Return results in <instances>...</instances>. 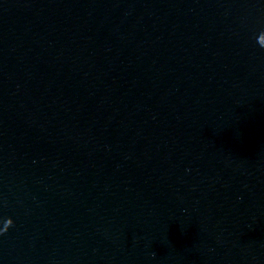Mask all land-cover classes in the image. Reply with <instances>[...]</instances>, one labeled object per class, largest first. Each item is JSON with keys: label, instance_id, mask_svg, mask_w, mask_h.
I'll list each match as a JSON object with an SVG mask.
<instances>
[{"label": "water", "instance_id": "water-1", "mask_svg": "<svg viewBox=\"0 0 264 264\" xmlns=\"http://www.w3.org/2000/svg\"><path fill=\"white\" fill-rule=\"evenodd\" d=\"M0 264H264V0H0Z\"/></svg>", "mask_w": 264, "mask_h": 264}]
</instances>
